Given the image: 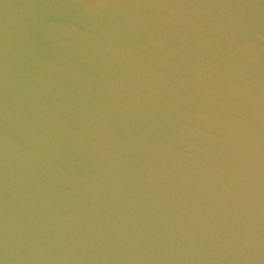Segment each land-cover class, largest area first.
<instances>
[{
    "label": "water",
    "instance_id": "water-1",
    "mask_svg": "<svg viewBox=\"0 0 264 264\" xmlns=\"http://www.w3.org/2000/svg\"><path fill=\"white\" fill-rule=\"evenodd\" d=\"M0 264H264V0H0Z\"/></svg>",
    "mask_w": 264,
    "mask_h": 264
}]
</instances>
